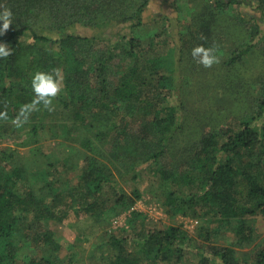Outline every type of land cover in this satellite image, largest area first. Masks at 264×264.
<instances>
[{
    "label": "trees",
    "instance_id": "16d2710c",
    "mask_svg": "<svg viewBox=\"0 0 264 264\" xmlns=\"http://www.w3.org/2000/svg\"><path fill=\"white\" fill-rule=\"evenodd\" d=\"M152 1L0 0V12L7 7L13 13L9 30L0 35V44L12 50L0 59V112L9 117L0 121V138L27 137L35 155L27 161L17 149L0 151V264H82L86 248L93 250L87 264H264L262 244L250 260L241 259L234 245L214 241L228 227L239 245H250L255 233L248 220L264 216V84L256 111L235 127L205 134L197 150L188 151L184 172L164 171L162 162L183 127L184 106L174 99L184 62L177 65L170 54L150 56L140 37L107 33L116 25L143 27ZM254 2L261 17L243 11L228 17L226 9ZM205 4L196 26L202 38L216 28L214 19L230 21L238 38L247 31L248 41L237 43L229 65L254 48L251 43L264 42V0ZM78 26L101 34L67 32ZM117 58L129 62L115 72ZM56 68L62 70L63 89L53 101L55 110L41 107L15 127L11 120L34 98L33 75ZM58 147L65 150L62 157ZM150 168L175 190L187 186L182 197L169 191L172 211L208 217L217 227L201 233L200 241L176 226L148 229L145 215L132 211L143 192L136 187L129 193L126 186L136 185L139 173ZM124 212H130L129 227L110 229L111 219ZM85 216L89 230L98 233L83 247L78 242L88 228L77 227L71 243L47 228L52 221L78 224Z\"/></svg>",
    "mask_w": 264,
    "mask_h": 264
},
{
    "label": "rangeland",
    "instance_id": "374dc122",
    "mask_svg": "<svg viewBox=\"0 0 264 264\" xmlns=\"http://www.w3.org/2000/svg\"><path fill=\"white\" fill-rule=\"evenodd\" d=\"M206 1L153 0L144 13L145 24L143 27L131 29L127 25H116L107 30V33H121L122 36L128 38L140 37L143 39V44L150 56H157L158 53L166 57L170 54V58L177 65L184 62L183 70L182 66L178 65L180 71H177V83L178 88H180L176 92L178 97L176 96L174 99L175 104L181 100L184 106L181 118V126L183 127L182 131L175 137L167 158L162 162V167L167 172H173L176 169L184 172V163L189 160L188 151L197 150L199 142L205 134L227 127H235L241 123L242 118L256 111L263 90L264 42L257 40L251 43L254 48L239 59L235 65H229L228 62L234 59L233 51L239 45L237 43L245 44L248 41L247 31L241 32L238 38L235 35L237 31L230 27V21H226L224 25L221 20L219 24L218 20L215 21L214 19L211 23L216 28L210 29L209 37L202 38L196 26L201 24L199 21L202 17V11L199 9H206ZM215 1L210 0L209 5ZM255 8L254 2V6H234L226 10L229 11L228 17L236 14V11L261 17V14L254 10ZM262 29L264 30V26ZM67 32L87 37L101 34L97 29L81 26L68 29ZM243 44L241 45L243 49L248 46ZM200 45L205 48L215 46L220 63L209 69L197 64L191 52L194 47ZM183 50H185L184 56L181 54ZM128 62L121 63L120 58H117L114 61L115 69L113 68V70L116 72L117 68L120 69L121 65ZM182 75L185 78H180ZM183 81L187 85L185 89H182ZM26 140L27 137L17 140L0 138V151L14 148L18 150L19 156H24L27 161H31L35 155L32 153V145ZM72 143L78 144L75 141ZM63 149V147H58L61 157L65 155ZM139 175L137 184L131 182L126 186V189L129 193L137 188L143 192V197L135 204L132 211L136 210L145 215L148 229L158 230L176 226L189 233L195 240L200 241L201 233H208L217 227L216 223L210 224L207 220L208 217L204 219L193 213L183 215L172 211L168 207L169 191L176 186H171L170 182H165L156 169H146L141 171ZM175 191L179 197L189 193L185 185H180ZM109 197H113V194H109ZM129 216L130 212H124L113 217L110 229L128 228ZM248 222L255 233V240L250 245H239L236 232L228 227L220 230L218 233L221 234H217L214 241L220 245H234L241 259L247 257L253 260L258 245H264V216L251 217ZM88 225H91V221L85 216L81 218L78 224L74 221L64 224L52 221L48 223L47 228L62 236L65 243H71L76 241L77 233H80L77 227L84 231L87 228L89 230L90 226L88 227ZM97 231L96 228H93L88 233H84L87 237L83 242H78L79 246L83 247L82 244L93 238L98 233ZM75 251L77 254L80 253V249H75ZM99 252L96 255L101 257ZM62 253L66 254V250L63 249ZM91 255H93V250L86 248V252L81 255L84 257L82 264H87Z\"/></svg>",
    "mask_w": 264,
    "mask_h": 264
},
{
    "label": "clouds",
    "instance_id": "9594fccd",
    "mask_svg": "<svg viewBox=\"0 0 264 264\" xmlns=\"http://www.w3.org/2000/svg\"><path fill=\"white\" fill-rule=\"evenodd\" d=\"M13 13L10 8H3L0 12V35H3L10 28L13 22ZM12 55V50L6 44H0V59H6ZM191 55L195 62L206 69L212 68L220 63V58L216 54L215 46L205 48L203 45L196 46L192 49ZM31 88L34 93L33 100L20 107L17 116L11 120V123L19 128L23 127L29 121L33 112L44 110L52 112L55 110L53 101L63 89V75L59 68L53 69L52 72L37 71L32 78ZM7 111L0 112V121H8Z\"/></svg>",
    "mask_w": 264,
    "mask_h": 264
}]
</instances>
